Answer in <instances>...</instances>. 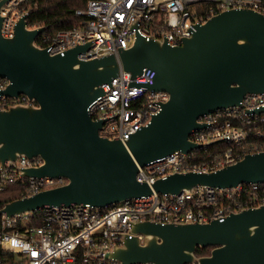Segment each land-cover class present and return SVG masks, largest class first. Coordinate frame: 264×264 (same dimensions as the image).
Returning <instances> with one entry per match:
<instances>
[{
    "label": "water",
    "instance_id": "water-1",
    "mask_svg": "<svg viewBox=\"0 0 264 264\" xmlns=\"http://www.w3.org/2000/svg\"><path fill=\"white\" fill-rule=\"evenodd\" d=\"M3 0L0 1V4ZM0 76L8 80L3 93L27 96L25 104L0 109V165L20 156L40 157L38 166L21 167L23 178L64 177L67 182L4 203L0 216L39 210L43 205L89 203L105 207L151 192L136 180L144 165L175 150L204 146L190 140L192 129L205 127L197 118L240 105L248 93L264 92V14L230 8L196 24L180 45L145 39L138 33L118 51L122 68L132 76L148 67L155 71L153 90L169 99L147 126L125 144L99 135L89 104L119 69L114 53L80 59L89 43L61 56L49 54L35 39L47 27L27 28V15L16 23L13 36L1 34ZM264 112V107L255 109ZM264 182V150L246 153L238 161L213 171L174 172L153 183L154 190L175 194L194 186L235 187ZM134 235L125 237L106 257L123 264H264V203L206 223L134 221ZM144 234L140 242L138 234ZM211 246L197 256V248Z\"/></svg>",
    "mask_w": 264,
    "mask_h": 264
},
{
    "label": "built area",
    "instance_id": "built-area-1",
    "mask_svg": "<svg viewBox=\"0 0 264 264\" xmlns=\"http://www.w3.org/2000/svg\"><path fill=\"white\" fill-rule=\"evenodd\" d=\"M1 1V0H0ZM34 0H3L1 34L11 37L17 21L27 15V28L40 25L29 22ZM252 9L264 14V0H86L76 8L79 17L75 25L55 31H42L35 43L49 54L63 56L76 45L89 43L80 51V59L114 53L129 47L138 33L145 39L165 40L170 46L180 45L182 38L190 36L196 24L205 22L223 10ZM155 71L144 67L132 74L122 68L119 61L117 74L110 83H103L102 94L88 106L94 120H101L99 135L120 140L147 126L163 103L169 99L164 90H153ZM8 84L0 76V109L15 103L25 104L28 98L20 93L10 97L3 93ZM264 92L246 94L239 106L218 109L197 118L204 124L192 129L191 141L205 144L224 142L225 148L189 152L175 150L155 158L144 165L137 164L136 180L151 189L148 194L125 198L103 208L89 203L59 205L45 204L39 210L15 214L9 219L1 216L0 250L6 256L0 264H123L106 257L125 237L134 233L130 225L138 220L158 223H206L224 220L230 213L254 208L264 203V182L240 183L235 187L217 188L194 186L175 194L161 193L153 188L159 178L174 172L213 171L234 163L246 153L264 150ZM40 157L20 156L0 165V189L19 178L21 167L38 166ZM27 195L67 182L64 177L26 178ZM35 221H38L37 223ZM140 242L144 234H138Z\"/></svg>",
    "mask_w": 264,
    "mask_h": 264
},
{
    "label": "trees",
    "instance_id": "trees-1",
    "mask_svg": "<svg viewBox=\"0 0 264 264\" xmlns=\"http://www.w3.org/2000/svg\"><path fill=\"white\" fill-rule=\"evenodd\" d=\"M86 0H34L33 9L29 14V22L35 25H45L46 31H55L60 28H69L76 24L79 17L74 14V10L83 7ZM226 143L218 141L209 144L207 147L199 148L196 152L203 155L205 151L225 148ZM28 180L19 178L8 184L3 189H0V208L5 202L15 198H21L27 195ZM36 223L38 221H35ZM1 225V216H0ZM211 246L205 248H197L195 254L197 256L207 255L210 253ZM6 254L0 250V258Z\"/></svg>",
    "mask_w": 264,
    "mask_h": 264
}]
</instances>
